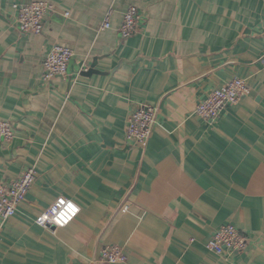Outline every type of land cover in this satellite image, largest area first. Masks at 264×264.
<instances>
[{
	"label": "crops",
	"instance_id": "crops-1",
	"mask_svg": "<svg viewBox=\"0 0 264 264\" xmlns=\"http://www.w3.org/2000/svg\"><path fill=\"white\" fill-rule=\"evenodd\" d=\"M33 1L0 0V119L15 128L0 183L37 173L16 214L0 217V264H108V245L128 256L114 264H264V0H45L55 9L40 35L17 26L14 4ZM131 6L144 20L124 39ZM55 44L75 55L46 81ZM237 77L244 99L215 122L196 114ZM142 105L158 111L146 147L126 137ZM58 197L78 217L39 225ZM226 224L246 234L245 251L209 250Z\"/></svg>",
	"mask_w": 264,
	"mask_h": 264
},
{
	"label": "built area",
	"instance_id": "built-area-1",
	"mask_svg": "<svg viewBox=\"0 0 264 264\" xmlns=\"http://www.w3.org/2000/svg\"><path fill=\"white\" fill-rule=\"evenodd\" d=\"M17 11V26L22 33L40 35L45 28V20L48 13L55 6L45 0L33 1L26 4H14ZM69 15V13H66ZM110 13L107 15L103 27H111ZM143 14L136 6H131L124 13L119 32L122 38L133 36L144 20ZM73 49L55 44L44 58L43 78L50 81L54 77L65 76L68 66L74 57ZM264 68V53L260 59ZM250 93V86L246 79L234 78L223 87L213 90L207 98L198 103L196 114L206 121L215 122L222 111L231 104H236ZM158 111L155 107L142 105L132 112L126 137L135 145L146 147L153 129L157 123ZM15 137L14 125L0 119V144L12 141ZM36 169L34 167L24 170L18 178L10 182L0 183V217L5 222L14 216L19 205L26 199L27 194L36 180ZM129 211V207H124ZM80 214V207L74 201L65 197H58L49 209L37 217V223L41 226L53 225L55 227H66L71 224ZM249 239L238 227L226 224L217 229L208 242L210 251L218 255H231L243 252L247 249ZM101 261L108 264L124 263L128 261L125 249L117 245L104 246L101 249Z\"/></svg>",
	"mask_w": 264,
	"mask_h": 264
}]
</instances>
